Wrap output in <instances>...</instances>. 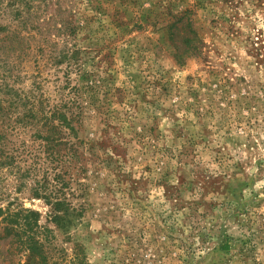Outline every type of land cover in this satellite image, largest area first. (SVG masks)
<instances>
[{
	"label": "rangeland",
	"instance_id": "1",
	"mask_svg": "<svg viewBox=\"0 0 264 264\" xmlns=\"http://www.w3.org/2000/svg\"><path fill=\"white\" fill-rule=\"evenodd\" d=\"M10 89L80 115L0 116V264H264V0H0Z\"/></svg>",
	"mask_w": 264,
	"mask_h": 264
},
{
	"label": "trees",
	"instance_id": "2",
	"mask_svg": "<svg viewBox=\"0 0 264 264\" xmlns=\"http://www.w3.org/2000/svg\"><path fill=\"white\" fill-rule=\"evenodd\" d=\"M33 2L38 1V0H31ZM5 68V66H4ZM11 95L14 97V103L10 102L9 98L6 99L4 101L5 105H3V103L1 102L0 105V113L2 115H0L1 117L4 116L9 117L10 116V110L12 109V107L14 106V110H18L19 107L22 106V111H24L23 113L20 112V115L18 116V121L15 122L12 125V131L15 130L16 134H24L25 131H28L29 133H31V138H33V140H41L42 142L45 141L46 145L49 146L51 148V151L49 152L47 150V153H49V155L47 156V158H50L51 156L56 157L58 154V152L54 151L55 147L58 145V142H60V138H56V136L63 131V128H67L68 130H70L71 132L73 131V127L72 124L74 122V119H71L70 117H67V113L71 116L78 117L80 115V113H71L73 106H75L73 103L69 102L68 95H62L60 96V102L56 103V105L54 106H50L49 101H47L42 95H36V94H31L30 96H21L19 94L15 93V96L13 95V90L10 89L9 90ZM72 89H70L69 94L71 93ZM77 92V91H76ZM75 95V94H74ZM13 103V104H12ZM65 109V110H64ZM64 110V111H63ZM12 112V111H11ZM20 116V117H19ZM41 124V125H39ZM3 132V131H1ZM3 137L5 138V134L1 133L0 134V151L4 150L5 148L7 149L8 146L1 141V139H3ZM57 140V142L55 141ZM60 145V143H59ZM27 145L22 142L21 146L16 147V145H12V152L4 157H0V160H2L3 162H5L4 164H10L13 163L15 160L20 159L21 154H26V158L30 160L31 156H32V152L34 154V158H36L38 156V153H43L44 154V150L42 147H45V145H43L42 147H40V149L42 148V151L39 152L38 150L33 151L32 149H30V147L28 148L29 151H27ZM20 149V150H19ZM54 149V150H53ZM15 154V155H14ZM73 155L69 158L68 154L65 155L64 157V161L62 160H55V169L57 170L58 168L61 171V167L63 166V164H65L66 162H68V160L72 159ZM35 162L36 161H40L39 158L34 159ZM24 161V160H23ZM34 164V162L32 163V165ZM36 164H38L36 162ZM29 165L28 169H31V166ZM35 170V169H34ZM55 172V170H53ZM43 174H45V177L42 178L43 182L47 181V175L48 172L45 170L43 172ZM53 180L56 182H59L61 185V176L60 174L57 172L55 173ZM34 196L38 199H44L46 201V203L48 205H51L54 209V211L56 212H62L65 213L67 212L66 210H64L63 208V203L62 201H60L59 199H55L53 198V196L50 197H42V195H40L38 193V191H34ZM3 211L0 210V214H2ZM10 215H6L5 217L7 218ZM54 219H61V217L59 216H55ZM6 219H3L0 224L2 222H5ZM27 225H21L20 229L22 230V228H26Z\"/></svg>",
	"mask_w": 264,
	"mask_h": 264
}]
</instances>
